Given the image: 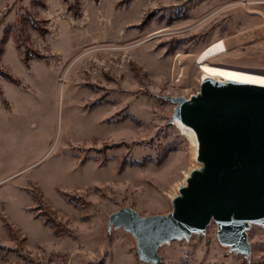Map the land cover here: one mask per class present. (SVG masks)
<instances>
[{
	"label": "rangeland",
	"instance_id": "obj_1",
	"mask_svg": "<svg viewBox=\"0 0 264 264\" xmlns=\"http://www.w3.org/2000/svg\"><path fill=\"white\" fill-rule=\"evenodd\" d=\"M219 38L213 62L264 72V0H0V264H150L109 217L169 213L201 165L167 95L200 90ZM217 229L161 264H264V224L250 255Z\"/></svg>",
	"mask_w": 264,
	"mask_h": 264
},
{
	"label": "water",
	"instance_id": "obj_2",
	"mask_svg": "<svg viewBox=\"0 0 264 264\" xmlns=\"http://www.w3.org/2000/svg\"><path fill=\"white\" fill-rule=\"evenodd\" d=\"M167 97L175 102L173 120L195 130L201 165L190 171L169 213L142 215L122 206L109 226L132 232L150 264H161L163 242L205 231L212 220L222 243L250 255L248 229L264 224V84L208 75L192 96Z\"/></svg>",
	"mask_w": 264,
	"mask_h": 264
},
{
	"label": "bare ground",
	"instance_id": "obj_3",
	"mask_svg": "<svg viewBox=\"0 0 264 264\" xmlns=\"http://www.w3.org/2000/svg\"><path fill=\"white\" fill-rule=\"evenodd\" d=\"M229 51L227 43L224 38H219L208 43L196 56L195 63L198 65L202 72V78L208 75H212L216 78L228 79L236 78L252 82H258L264 84V72L254 71L249 69H242L220 63H215L212 60L224 55ZM177 124L181 128L182 132L186 133L191 139L195 147L194 156H197L198 152V140L195 130L192 126L184 123L180 119H177ZM190 168L185 171V180L190 174Z\"/></svg>",
	"mask_w": 264,
	"mask_h": 264
},
{
	"label": "trees",
	"instance_id": "obj_4",
	"mask_svg": "<svg viewBox=\"0 0 264 264\" xmlns=\"http://www.w3.org/2000/svg\"><path fill=\"white\" fill-rule=\"evenodd\" d=\"M25 60H28V58L25 57ZM6 75L8 76V78H9L11 81H13V82H15V83H18V82H19L18 79H17L16 77L12 76L11 74H6ZM52 221L54 222L53 219H52ZM53 222H51V223H53Z\"/></svg>",
	"mask_w": 264,
	"mask_h": 264
}]
</instances>
